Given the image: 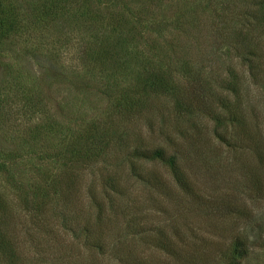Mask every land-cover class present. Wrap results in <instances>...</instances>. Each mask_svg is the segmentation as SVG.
<instances>
[{"label":"trees","instance_id":"1","mask_svg":"<svg viewBox=\"0 0 264 264\" xmlns=\"http://www.w3.org/2000/svg\"><path fill=\"white\" fill-rule=\"evenodd\" d=\"M186 1L52 175L0 181V264H264V0Z\"/></svg>","mask_w":264,"mask_h":264},{"label":"rangeland","instance_id":"2","mask_svg":"<svg viewBox=\"0 0 264 264\" xmlns=\"http://www.w3.org/2000/svg\"><path fill=\"white\" fill-rule=\"evenodd\" d=\"M0 3L14 29L0 50V181L12 175L14 183L52 175L59 151L99 121L112 94L158 68L162 15L189 8L186 0ZM238 70L248 84V71Z\"/></svg>","mask_w":264,"mask_h":264}]
</instances>
